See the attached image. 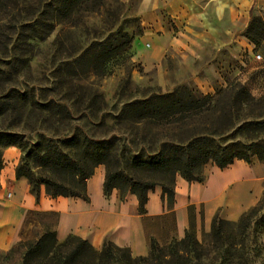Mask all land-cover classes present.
I'll use <instances>...</instances> for the list:
<instances>
[{
    "label": "rangeland",
    "instance_id": "obj_1",
    "mask_svg": "<svg viewBox=\"0 0 264 264\" xmlns=\"http://www.w3.org/2000/svg\"><path fill=\"white\" fill-rule=\"evenodd\" d=\"M38 2L5 0L0 5V131L17 133L21 142L0 147L2 169L12 164L16 168L26 164L36 166L38 158L34 144L38 141L57 143L67 135L101 140L121 155L147 154L158 141L169 138L174 131L167 133L168 130L152 128L145 122H134L126 106L155 94L179 91L187 95L189 90L197 95L215 94L229 83L241 81L254 95H264V67L255 56L258 52L255 50V54H251L246 44L240 43V37L252 42L248 34L258 37L257 32L263 29L264 6H253L250 14L242 18L229 15L220 22L213 15L210 4L194 0L188 5L191 14L179 22L172 12L174 3L178 5L179 0H108L105 5H101L100 0H87L72 18L76 25L58 24L51 33L39 37L34 36L32 30H25L24 40H16L15 30L22 32L20 22L26 20L31 6ZM254 18L257 19L253 22ZM118 27L133 37L126 52L115 54L110 48L105 60H76L92 42L104 40ZM221 39L225 42L223 48L219 47ZM238 43L241 47H237ZM193 76L208 79L214 89L204 92L191 79ZM10 152L16 156L15 160L9 159ZM212 167L207 165L205 179ZM248 167L252 176L233 190L235 196L244 201L254 194L255 205L263 196L264 161H254ZM2 169L0 237L8 239V247L0 246V264H22L20 251L10 255L7 252L22 239H37L47 224L56 228L54 224L60 213L29 214L25 222L29 209L21 204L14 205V189L1 182ZM188 182L190 185L196 183ZM120 194L122 197L121 191ZM58 197L50 196L62 199ZM167 206L174 205L167 203ZM190 214L191 219L196 220L193 210ZM173 222L172 214L168 218L148 221V252L152 239L165 246L184 237L171 234ZM195 223L201 239L210 227ZM248 244V262L235 264H264V230L261 227H252ZM212 256L214 253L211 259L204 261L213 263Z\"/></svg>",
    "mask_w": 264,
    "mask_h": 264
},
{
    "label": "trees",
    "instance_id": "obj_2",
    "mask_svg": "<svg viewBox=\"0 0 264 264\" xmlns=\"http://www.w3.org/2000/svg\"><path fill=\"white\" fill-rule=\"evenodd\" d=\"M4 1L0 0V5ZM107 1L100 0V4L105 5ZM86 2L39 0L31 6V14L26 20L20 22L22 32L16 28V40H24L25 30H32L33 35L39 37L51 33L58 24L76 25L72 18ZM261 25L263 29L257 32V38L247 35L256 45L264 39V22ZM132 41L131 34L118 27L104 40L92 42L76 60H105L110 48L113 53L120 54L130 48ZM263 108L264 95H254L241 81H233L215 94L197 95L190 90L187 95L179 91L155 94L126 106V112L134 122H145L152 128L168 130L167 133L174 131L169 138L158 141L149 153L121 155L101 140L67 135L57 143L36 142L38 163L34 167L19 165L16 176L28 179L37 201L42 185L52 197H80L88 201V179L99 165H104L105 194L115 188L121 191L122 199L128 192L136 194L139 212L144 215L149 192L157 186L162 187L163 199L168 205H174L178 174L188 181L202 182L210 163L223 169L237 159L249 164L264 161ZM18 137L17 133L0 131V147L19 145ZM41 149L43 152L39 151ZM2 167L0 156V170ZM192 209L190 206V213ZM29 214L57 215V212L29 210L25 222ZM254 225L264 230V190L262 199L243 212L238 220L225 219L217 213L210 230L204 231L201 239L190 214L184 237L165 246L152 239L145 255H134L130 247L119 246L108 239L101 249L74 234L59 241L56 228L50 224L37 239L18 241L7 255L20 251L22 264H214L219 260L217 264L246 263ZM213 253V263H206L204 259H211Z\"/></svg>",
    "mask_w": 264,
    "mask_h": 264
},
{
    "label": "crops",
    "instance_id": "obj_3",
    "mask_svg": "<svg viewBox=\"0 0 264 264\" xmlns=\"http://www.w3.org/2000/svg\"><path fill=\"white\" fill-rule=\"evenodd\" d=\"M193 2L194 0H179L178 5L174 3L172 12L180 19L179 22L181 18L191 14L188 5ZM205 2L210 4L213 15L220 22L229 15L242 18L250 14L253 6H264V0H205ZM144 13L142 12L143 15ZM240 38V43L246 44L248 52L251 54H255V50L258 52L255 56L260 55L261 67H264V39L256 45L246 37ZM220 41L219 47L223 48L225 42L222 39ZM241 44L238 43L237 47H241ZM179 50L186 53L182 48ZM211 64L214 62L211 61ZM191 79H194L204 92H211L214 89L213 83L204 77L193 76ZM222 81L220 78V82ZM9 159L15 160L16 156L10 152ZM210 164L213 165L212 171L202 182L196 181L195 184L190 185L188 180L178 175L175 203L171 208H168L166 200L163 199L162 187L157 186L151 190L146 205L147 213L144 215L139 212L136 194L128 192L122 199L117 188L110 194H105L104 165H99L88 179L87 188L90 197L88 201L80 197L60 196L62 198L60 200L50 198L44 185L41 186L40 198L37 201L36 196L30 192L28 179L17 178L14 164L2 169L1 182L14 189V205L21 204L29 210L40 209L60 213L56 227L59 241L74 234L88 239L95 248L101 249L108 239L119 246L130 247L134 255H145L149 249L147 223L150 219L168 218L172 214L174 222L171 234L181 238L190 224V206L193 207L195 221L206 227H210L213 217L218 212L225 219L238 220L243 212L253 206L254 194L244 201L235 196L236 191L233 190L234 186L252 176L249 163L237 159L223 169L216 164ZM0 246L8 247L6 237H0Z\"/></svg>",
    "mask_w": 264,
    "mask_h": 264
},
{
    "label": "built area",
    "instance_id": "obj_4",
    "mask_svg": "<svg viewBox=\"0 0 264 264\" xmlns=\"http://www.w3.org/2000/svg\"><path fill=\"white\" fill-rule=\"evenodd\" d=\"M257 58H260V55L259 54L257 55ZM9 194L11 195V193H9Z\"/></svg>",
    "mask_w": 264,
    "mask_h": 264
}]
</instances>
